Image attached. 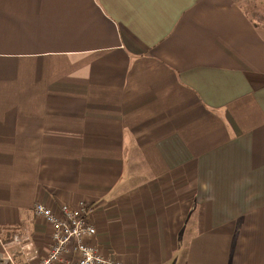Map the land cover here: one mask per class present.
I'll return each instance as SVG.
<instances>
[{"label": "crops", "instance_id": "obj_1", "mask_svg": "<svg viewBox=\"0 0 264 264\" xmlns=\"http://www.w3.org/2000/svg\"><path fill=\"white\" fill-rule=\"evenodd\" d=\"M247 9L0 0V257L47 255L36 202L84 201L111 260L264 264V4Z\"/></svg>", "mask_w": 264, "mask_h": 264}, {"label": "built area", "instance_id": "obj_2", "mask_svg": "<svg viewBox=\"0 0 264 264\" xmlns=\"http://www.w3.org/2000/svg\"><path fill=\"white\" fill-rule=\"evenodd\" d=\"M95 206L84 201L76 205L61 204L58 212L36 202L32 208L34 217L42 219L50 227L51 244L46 256L33 264H124L103 256L90 242L95 234L92 220ZM2 236H0L1 242ZM19 235H14L12 243L19 244ZM2 246L7 249L6 244ZM0 264H17L12 256L0 257Z\"/></svg>", "mask_w": 264, "mask_h": 264}, {"label": "rangeland", "instance_id": "obj_3", "mask_svg": "<svg viewBox=\"0 0 264 264\" xmlns=\"http://www.w3.org/2000/svg\"><path fill=\"white\" fill-rule=\"evenodd\" d=\"M241 4H243L245 7L249 8L247 9L250 13H252V10L256 14V9L261 8L264 4V0H240Z\"/></svg>", "mask_w": 264, "mask_h": 264}]
</instances>
